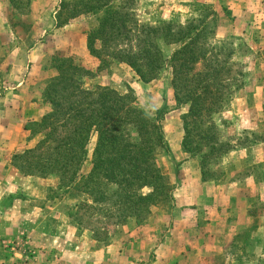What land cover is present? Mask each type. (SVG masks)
Listing matches in <instances>:
<instances>
[{"label": "rangeland", "instance_id": "374dc122", "mask_svg": "<svg viewBox=\"0 0 264 264\" xmlns=\"http://www.w3.org/2000/svg\"><path fill=\"white\" fill-rule=\"evenodd\" d=\"M102 20L110 24L118 22L119 30L106 28L108 47L99 50L102 57H97L89 49V40H95V46L100 48L103 42L99 38L100 32L103 31L100 25ZM167 23L172 24V33L182 27L199 28L203 34L199 39L198 49H195L196 55L201 57V64L196 68L201 69L203 64L209 62L218 68L219 73L215 75L222 82L220 89L223 96L219 111L209 115L216 126L219 142L224 144L222 149L225 153L220 156L206 157L203 155L205 150L197 152L195 156L184 152L183 115L188 112V105L177 107L171 67L163 68L156 79L144 82L130 65L113 56L112 51L119 46L138 44L136 38L139 36V25L164 28ZM8 27L15 30L13 35ZM94 30L100 32L95 34ZM194 31L195 29L192 30V36ZM157 42L167 58L180 46L166 44L161 38H158ZM0 43L3 45L0 49V93L5 87L14 86L11 74L22 72L31 74L32 85L41 90L44 100L47 81L56 74V70L51 68L52 58L60 56L72 58L76 64L92 71L90 76L84 78L85 87L95 89L98 86H106L121 94H132L136 97L137 104L152 116L158 115L161 109H166L162 125L170 150L162 151L158 159L162 172L169 177L173 185L174 198L171 201L154 207L142 221L131 217L123 223H116L115 215L109 216V211L101 204L93 203L83 188V183L93 167L92 159L96 146L94 136L89 144L88 159L75 184L65 189L59 186L56 175L41 177L45 179L42 183L45 184V196L37 198L29 195L30 193L24 195L31 206L38 207L56 198L65 199L66 213L75 217L83 235L90 236L81 237L82 242L79 245L88 249L90 240H95L98 247L104 244L112 245L107 247L108 251H111V257L116 253V249L112 247H117L119 238H124L127 246L131 245L135 237L148 234L146 228L149 225L161 223L164 213L171 214L172 217L179 215L174 207L175 191L181 182L185 181V174L181 173L180 169L183 158L189 156L199 161L205 180L216 179L217 182L225 183L232 178L238 177L244 181L255 175L257 186L254 185L250 190L253 202L251 215L255 217V222L235 240L231 253L217 257L214 264H229L230 258L235 257L238 258L239 264H264V257L260 254L264 240L258 238L264 234V175L261 173L260 163L248 166L250 160L242 153L233 154L238 145L239 149L247 148L248 154L255 155L256 162L264 160V0H0ZM35 43H38V46L28 59L26 52L31 51L28 47ZM19 44L28 49L15 61V50L11 49L10 45ZM54 46H69L74 52L70 55L69 52L59 50L60 52L52 54ZM207 71L213 72L209 69ZM192 73L187 72L184 76L191 78ZM212 90L215 91V88ZM47 103L52 109L51 102ZM209 103L210 100L207 101V104ZM256 105L262 111H258L256 107L247 110L248 106ZM209 124L206 122L204 129L209 128ZM190 126L196 125L191 123ZM0 129L2 130V127ZM12 130L9 128L3 134L8 137ZM40 136L36 134L33 137L29 123L23 126L19 150L13 152L11 164L15 166L16 161L21 164L22 160L15 159V154L34 146ZM197 137L196 131L193 130L194 140H197ZM177 145L181 146L183 152ZM213 145L219 146V143ZM15 193L17 190L11 195ZM11 201L12 196H5L1 201L0 211ZM205 216L206 210L201 209L203 220ZM202 225L205 229L207 224ZM247 250L251 253L247 254ZM19 258V264H25L23 257Z\"/></svg>", "mask_w": 264, "mask_h": 264}, {"label": "trees", "instance_id": "16d2710c", "mask_svg": "<svg viewBox=\"0 0 264 264\" xmlns=\"http://www.w3.org/2000/svg\"><path fill=\"white\" fill-rule=\"evenodd\" d=\"M117 23L102 20L103 31L94 30L95 34L100 32L103 42L97 48L95 40H89L93 55L102 57L99 50L108 47L105 30L107 27L119 30ZM138 31V44L119 46L112 51L113 56L130 65L144 82L156 79L163 68L171 67L177 107L188 105V112L183 115L184 152L195 156L205 150L206 157L224 154V144L219 142L216 126L209 115L219 111L223 96L222 82L215 75L219 73L218 68L210 62L203 64L201 69L196 68L201 64L196 49L202 31L188 26L172 33L171 23L164 28L143 24ZM158 38L166 44L180 46L167 58ZM51 68L56 74L47 81L43 98L51 102L52 109L39 120L29 122L33 137L37 134L41 138L34 146L15 154V159L22 160L21 164L16 161L15 166L25 175H56L59 186L69 189L88 159L89 144L95 136L93 167L83 188L93 203L101 204L109 211V216L115 215L116 223L131 217L142 221L154 207L171 201L173 185L162 172L158 159L162 151L170 150L162 125L166 109L152 116L137 104L132 94H121L106 86L85 87L84 78L92 71L76 64L72 58L54 56ZM187 72H193L191 78L184 76ZM206 122L211 126L204 129ZM191 123L196 126H190ZM193 130L197 140L193 138ZM214 143H219L220 147Z\"/></svg>", "mask_w": 264, "mask_h": 264}, {"label": "crops", "instance_id": "0c3cea01", "mask_svg": "<svg viewBox=\"0 0 264 264\" xmlns=\"http://www.w3.org/2000/svg\"><path fill=\"white\" fill-rule=\"evenodd\" d=\"M7 29L12 35L15 32L12 27ZM2 46L0 43V49ZM37 46L35 43L28 47L31 50L26 52L28 59ZM10 48L15 50V61L28 49L21 44ZM59 50L70 55L74 52L69 46H54L52 54ZM11 75L14 86L5 87L0 93V208L5 196H12V201L0 211V264H19V257H23L25 264H214L217 257L229 255L235 240L252 227L255 217L251 215L250 190L257 186L255 175L244 181L232 178L225 183L205 180L199 161L185 156L180 169L185 181L175 191L177 217L164 213L161 223L149 225L148 234L135 237L131 245L119 238L117 247H112L116 253L111 257L107 247L112 245L98 247L95 240V244L90 240L88 249L79 245L81 237L89 235H83L75 217L66 213V200L56 198L38 207L31 206L24 195L43 198L45 179L20 173L11 164L13 152L19 150L23 126L51 111L41 97V90L32 85L31 74ZM255 107L262 111L257 105L248 106L247 110ZM9 128L13 130L7 137L3 133ZM180 147L177 145L181 150ZM236 149L233 154L242 153L250 160L248 166L260 163L264 175V160L256 162L255 155L246 152L247 148L239 149L237 145ZM201 209L206 210L204 220ZM203 223L207 224L205 229L201 227ZM258 238L264 240V234ZM260 254L264 257V247ZM230 260L229 264H239L237 257Z\"/></svg>", "mask_w": 264, "mask_h": 264}]
</instances>
